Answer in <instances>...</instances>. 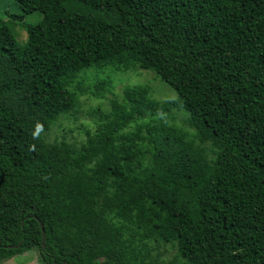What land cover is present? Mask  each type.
Listing matches in <instances>:
<instances>
[{"label":"trees","instance_id":"1","mask_svg":"<svg viewBox=\"0 0 264 264\" xmlns=\"http://www.w3.org/2000/svg\"><path fill=\"white\" fill-rule=\"evenodd\" d=\"M24 1L37 22L0 10V262L154 264L127 225L181 264H264V0ZM133 67L175 100L126 84L79 146L45 141L82 71L102 97Z\"/></svg>","mask_w":264,"mask_h":264},{"label":"rangeland","instance_id":"2","mask_svg":"<svg viewBox=\"0 0 264 264\" xmlns=\"http://www.w3.org/2000/svg\"><path fill=\"white\" fill-rule=\"evenodd\" d=\"M21 7L19 11L17 7L13 5V0H1L0 1V10L12 9L13 13L15 12H24L23 20L26 23H35L37 22L42 14L31 8L28 4H25L24 0H16ZM7 15H4L6 18ZM12 31L15 35L16 40L23 43L26 39V30L19 23H14L11 26ZM94 71L87 69L82 71L78 76L77 80L80 83L74 88L77 96L78 103L69 112L60 114L58 118L51 125L50 129L44 134V139L47 142H54L60 140H66L70 143H73L75 146H79L86 137V131H93L95 129V123L98 117L102 113H105L109 110V101L108 98L112 95H119L120 89L123 85H144L148 88V94L156 100L158 103L171 102L175 100L177 94L175 91L167 85L163 80L160 79L153 71L148 69H142L138 67H133L130 69H120V70H105L102 73L103 77H106L107 74H111L108 77L110 84H107L103 88V96L96 97L90 92L95 90L92 85L93 82H90L96 78ZM95 79L94 81H96ZM87 87L86 89H84ZM163 115L166 117L168 115V121L173 119L175 123L180 126H183L185 129H188L184 121H186L187 113L184 110H181L178 107H173L169 112H163ZM112 216H110L111 218ZM112 221H116V218H112ZM116 226H119L120 223H116ZM135 231L133 228L127 225H121L120 232L118 235L122 237H133L136 245V250L139 251L143 242H147V247L144 250V255L147 262H155L154 264H181V259L176 258V252L173 246L170 244H159L155 246L151 239L145 238L141 240L140 234L133 233ZM134 259L138 262L140 254ZM150 260V261H149ZM131 261V263H136ZM0 264H45L40 262L39 255L35 250H27L21 254L12 256V258L0 262Z\"/></svg>","mask_w":264,"mask_h":264},{"label":"water","instance_id":"3","mask_svg":"<svg viewBox=\"0 0 264 264\" xmlns=\"http://www.w3.org/2000/svg\"><path fill=\"white\" fill-rule=\"evenodd\" d=\"M41 229L43 230L42 225H41ZM44 239H45V233L44 231H42V244H44Z\"/></svg>","mask_w":264,"mask_h":264}]
</instances>
